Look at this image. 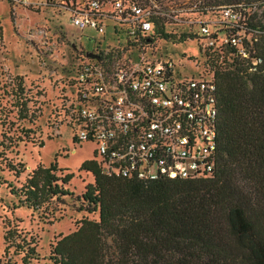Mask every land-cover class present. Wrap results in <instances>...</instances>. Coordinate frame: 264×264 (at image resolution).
<instances>
[{
  "label": "trees",
  "instance_id": "obj_1",
  "mask_svg": "<svg viewBox=\"0 0 264 264\" xmlns=\"http://www.w3.org/2000/svg\"><path fill=\"white\" fill-rule=\"evenodd\" d=\"M197 1L200 13L229 7L239 14L225 38L238 35L247 54L242 58L225 44L210 64L207 77L217 101L211 175L106 176L92 155L77 168L91 178L75 200L83 204L77 211L95 213L96 219L81 218L73 231L49 244L52 264H264V24L255 12L245 15L264 0ZM212 35L207 39L213 42ZM5 167L13 176L20 172ZM54 172L55 162L37 163L19 189L9 183L6 188L30 209L71 196L62 186L72 173Z\"/></svg>",
  "mask_w": 264,
  "mask_h": 264
},
{
  "label": "rangeland",
  "instance_id": "obj_2",
  "mask_svg": "<svg viewBox=\"0 0 264 264\" xmlns=\"http://www.w3.org/2000/svg\"><path fill=\"white\" fill-rule=\"evenodd\" d=\"M198 3L154 0L150 42L138 46L121 31L113 34L109 21L102 35L89 28L79 31L58 0H0V264H52L49 244L73 231L81 218L96 219L95 213L77 211L83 204L75 200L90 182V175L77 168L92 160L93 144L72 143L70 128L58 122L59 100L71 92L78 62L86 53L109 52L128 62L168 61L178 76L207 77L215 55L226 48L227 25L221 8L200 13ZM251 12L264 24V5L245 15ZM199 25L213 34L211 44L199 34ZM53 162L56 176L72 173L62 186L71 196L30 209L18 202L22 197L9 194L7 183L19 189L35 164ZM5 164L19 168L18 175Z\"/></svg>",
  "mask_w": 264,
  "mask_h": 264
},
{
  "label": "built area",
  "instance_id": "obj_3",
  "mask_svg": "<svg viewBox=\"0 0 264 264\" xmlns=\"http://www.w3.org/2000/svg\"><path fill=\"white\" fill-rule=\"evenodd\" d=\"M69 12L68 22L79 31L99 35L111 23L131 45L150 42L154 0H58ZM228 29L240 16L221 9ZM199 34L207 39L205 25ZM225 44L246 58L240 37L230 34ZM79 61L69 81L71 92L59 102L58 122L71 130V142L93 144L99 172L141 180L156 177L195 179L213 171L216 87L208 77L178 76L165 62L118 60L116 54H93ZM252 65L255 64L253 61Z\"/></svg>",
  "mask_w": 264,
  "mask_h": 264
},
{
  "label": "water",
  "instance_id": "obj_4",
  "mask_svg": "<svg viewBox=\"0 0 264 264\" xmlns=\"http://www.w3.org/2000/svg\"><path fill=\"white\" fill-rule=\"evenodd\" d=\"M85 56L88 57V58H92L94 55L90 54V53H86Z\"/></svg>",
  "mask_w": 264,
  "mask_h": 264
}]
</instances>
